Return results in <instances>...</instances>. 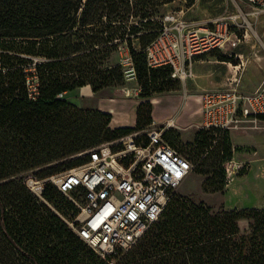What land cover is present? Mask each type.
<instances>
[{
	"label": "trees",
	"instance_id": "trees-1",
	"mask_svg": "<svg viewBox=\"0 0 264 264\" xmlns=\"http://www.w3.org/2000/svg\"><path fill=\"white\" fill-rule=\"evenodd\" d=\"M173 1L0 0V264H264L261 209L212 212L175 193L130 249L100 259L49 208L76 211L54 186L45 185L40 201L25 185L26 173L39 170V180L63 173L82 165L83 153L98 144L152 124L151 99L173 91L176 80L168 65L149 66L145 49L160 32L159 8ZM120 46L141 92L135 126L110 129L109 114L78 108L67 97L84 86L93 93L121 87L123 67L111 63ZM214 133L197 130L198 155L184 149L191 163L200 159L196 171L209 192L221 190L220 165L240 149L228 131ZM164 135L175 148L176 134Z\"/></svg>",
	"mask_w": 264,
	"mask_h": 264
},
{
	"label": "built area",
	"instance_id": "built-area-1",
	"mask_svg": "<svg viewBox=\"0 0 264 264\" xmlns=\"http://www.w3.org/2000/svg\"><path fill=\"white\" fill-rule=\"evenodd\" d=\"M244 1L252 15L264 14V0ZM229 30L225 22L199 25L164 16L158 36L145 49L147 63L151 67L168 65L174 80L191 77L193 59L221 49L230 41ZM128 60L135 77L130 57ZM201 116L198 129H213L216 138L224 131L256 129L258 118L264 116V82L250 93L234 87L204 93ZM172 126V121L161 127L151 124L141 132L100 143L83 153L86 161L82 165L45 180L29 176L25 185L40 201L46 184L64 196H73L76 217L69 226L103 259L127 251L159 219L193 170L189 159L165 139ZM233 162L232 157L226 161V172ZM239 169L237 165L235 171Z\"/></svg>",
	"mask_w": 264,
	"mask_h": 264
},
{
	"label": "rangeland",
	"instance_id": "rangeland-1",
	"mask_svg": "<svg viewBox=\"0 0 264 264\" xmlns=\"http://www.w3.org/2000/svg\"><path fill=\"white\" fill-rule=\"evenodd\" d=\"M252 13L253 10L244 0H195L191 6H187L182 0H174L172 3L159 8V14L162 18L173 16L188 23L199 25L225 22L230 29L228 31L230 41L237 43L233 47L229 41L221 49H212L195 57L191 67L192 76H187L183 80H176L173 83L175 89L161 95L164 98H170L172 103L157 102L155 105L160 104L153 107L152 116L155 121L161 122L168 117L175 120L176 124L173 123L174 126L169 129L176 134L175 148L183 155H186L184 151L186 148L192 149L193 155H198L200 152V147L192 145L198 128L191 123L192 121L189 118L191 113L185 111L186 109L183 108L184 103H192L195 105L196 110L198 107L201 109V96L206 92L234 87L239 91L248 93L253 92L264 82V14L252 15ZM234 25L239 31L235 30ZM129 57L127 49L123 46L118 47L116 53L112 55L111 63L120 64L123 67L124 82L121 87L103 93H112L110 94L112 97L125 100H136L138 98L141 88L135 77L130 73ZM224 57L229 61H220ZM85 92H88V90H80V95H84ZM98 97L92 95L86 97L83 101L74 96H69L68 99L77 106L87 108L86 106L96 105ZM196 99H199V105L196 104ZM122 113L129 116L134 113V110L131 108L123 109ZM164 124L157 123L155 127H161ZM256 124L257 128L253 129L255 130L254 133L243 134L231 131L229 140L232 146L234 145L237 148L246 144L255 146L258 150L257 157L261 158L264 156V120L259 117ZM114 125L118 124L114 123ZM111 126L109 122L108 127L115 129ZM249 149H239L232 153L234 166H228V172L225 170L226 161L220 165L223 173V186L221 190L216 192L205 190L206 176L196 171L200 159L194 158L197 163L192 162L194 169L178 187L176 194L193 203H203L212 212H217L223 208L227 210L233 208L264 210V161L251 166V161L247 160L250 158L247 156ZM242 153H246L243 155L244 159L241 157ZM237 165L240 166V169L235 171ZM38 171L24 174L25 179L29 176L38 178L39 176L36 175ZM214 181L218 183L220 179L214 177ZM215 187L213 186V188ZM206 189H210L208 184H206ZM72 197L63 195V200L71 203ZM49 208L57 213L71 230L69 225L74 221L76 211L74 209L64 210L65 213H63L55 211L51 206ZM247 226V221L242 220L239 222L241 230H246ZM97 257L103 259L98 254ZM110 264L113 263L110 262Z\"/></svg>",
	"mask_w": 264,
	"mask_h": 264
},
{
	"label": "crops",
	"instance_id": "crops-1",
	"mask_svg": "<svg viewBox=\"0 0 264 264\" xmlns=\"http://www.w3.org/2000/svg\"><path fill=\"white\" fill-rule=\"evenodd\" d=\"M82 89H84L85 91L88 90V92H85L84 95H80V90H82ZM113 89H116V88L103 89L101 91L93 93L89 86H84V87L79 88V89L75 90L74 92L68 94V97L69 96H74L77 99L83 101V100H85L86 97H90L92 95L99 96L98 100L96 102V105H94V106H90V107L86 106L87 108H82L81 106H77L75 104L74 105L76 107H78V108H81V109H94V110H98V111H100L102 113L109 114L111 116V120H110V124L112 125L111 128H119V127H124V126L133 127V125L135 126L136 109H137V105L139 104V101H137L135 99H127V100L120 99V98H117V97H112L110 95L112 93H107V94L103 93V92H107V90L111 91ZM244 93H247V92H244ZM248 93H250V92H248ZM100 94H102V95H100ZM68 97H67V99H68ZM68 101L71 102L69 99H68ZM157 102H160V103L163 102L165 104H171L172 100L170 98H164L162 96H159V97L151 99L152 112H153V107L158 106L160 104L159 103L158 105H155ZM199 102H200L199 99H196V104L197 105H199ZM130 108L134 110V113L132 115L126 116L127 114L125 115L124 113H122L123 109H130ZM183 108L186 109L185 110L186 112H190L191 113L189 115L190 116L189 118L192 121L191 123L194 124L198 128V126H200V124L202 122L201 109L198 107L197 110H196L195 105H193L192 103H189V102L184 103L183 104ZM151 118H152V125L153 124L156 125L157 123H166L167 121H172L173 123L176 124L175 120H172V118H170V117H168L165 120H162L161 122H159V121H155L154 120V117L152 116V113H151ZM114 123L118 124V125H114ZM184 128H186V127L184 126ZM237 132L245 134V133H250V132L254 133L255 130L248 129V130H239ZM241 146L242 147H238V148L245 149V150L247 148H250L249 149V153H247V156H249L250 158L247 159V160L251 161V163H252L251 166L258 165V164H260L261 161H264V156H262L261 158L257 157V154H258L257 151L258 150L255 148V146L250 145V144L241 145ZM233 147H234V145H233ZM245 154L246 153H244V154L242 153L241 154V157H243L242 159H244L243 155H245Z\"/></svg>",
	"mask_w": 264,
	"mask_h": 264
}]
</instances>
